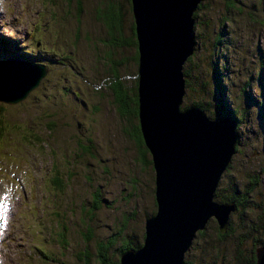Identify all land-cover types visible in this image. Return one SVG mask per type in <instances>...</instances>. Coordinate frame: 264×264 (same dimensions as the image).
<instances>
[{
  "label": "rangeland",
  "instance_id": "obj_1",
  "mask_svg": "<svg viewBox=\"0 0 264 264\" xmlns=\"http://www.w3.org/2000/svg\"><path fill=\"white\" fill-rule=\"evenodd\" d=\"M0 9V61L24 58L47 67L21 101H0V119L18 124L24 138L15 129L8 135L12 151L0 154V264H86V257L95 264L97 241L112 235L108 251L119 258L125 240L142 242L144 220L156 210L151 154L142 155L132 135L138 116L120 111L111 86L115 67L128 96L136 93V42L109 41L112 33L135 40L132 2L3 0ZM110 9L121 15L120 34L105 26ZM193 38L180 107L198 101L207 116L219 118L212 111L223 90L238 122L236 150L217 188L244 191L252 173L259 181L231 213L223 235L209 218L185 252V264H254L255 247L264 244V120L258 112L264 104V0H202ZM8 65L0 64L1 83L25 88L26 82L18 89V79H6ZM96 188L100 203L93 208Z\"/></svg>",
  "mask_w": 264,
  "mask_h": 264
},
{
  "label": "water",
  "instance_id": "obj_2",
  "mask_svg": "<svg viewBox=\"0 0 264 264\" xmlns=\"http://www.w3.org/2000/svg\"><path fill=\"white\" fill-rule=\"evenodd\" d=\"M201 1L131 0L138 49L137 116L154 168L156 210L144 220L142 242L120 252V264H185V252L209 218L224 233L238 209L235 200L213 198L236 150V116L225 112L211 118L199 105L180 107L182 67L194 49L193 14ZM3 62H24L35 71L34 81L1 100L8 104L26 97L47 72L44 64L24 58ZM255 256V264H264V245L255 247Z\"/></svg>",
  "mask_w": 264,
  "mask_h": 264
},
{
  "label": "trees",
  "instance_id": "obj_3",
  "mask_svg": "<svg viewBox=\"0 0 264 264\" xmlns=\"http://www.w3.org/2000/svg\"><path fill=\"white\" fill-rule=\"evenodd\" d=\"M195 14V12H194ZM193 14V15H194ZM121 15L118 11L115 10H108L107 13L103 14V21L105 23V26H107L111 33L113 32V30H118L119 34L121 33ZM134 27V24H133ZM133 33L135 34V40H133L132 38L130 39H126V38H116L113 33L109 39V41L111 43H128L129 40L131 42H136L137 44V38H136V33H135V29H133ZM137 46V45H136ZM189 57V56H188ZM137 60H138V56H137ZM113 67V65L111 66V68ZM114 70L112 71L113 76H112V81H111V86L113 88V92H114V96L116 101L119 102V109L122 113H133V114H137V88H136V93L134 95V97H132V99L128 96V94L126 93L125 89L122 86V82L120 80V76L117 75V70L115 69V67H113ZM185 72H187V70H185ZM259 80L261 81V74L259 73L258 76ZM6 80V79H4ZM3 80V81H4ZM187 82V81H186ZM217 82V86L220 88V90L222 89V85H221V81H220V77L218 75V79L216 80ZM249 82V79L246 80V83ZM2 85H6L4 83H1ZM188 84V82H187ZM221 95L223 94V90H221V94H220V101H218L216 108L212 111L213 114H219V115H223V113L228 112L231 115H235V111L234 110H229L227 109L226 105L224 104V101H222V97ZM6 95H2L0 94V101L3 100V98ZM131 99L133 101V106H129L128 104V99ZM192 104H196V105H202L200 102L198 101H192ZM258 112L260 115H262V119L264 120V104L260 103V105L258 106ZM237 118V117H236ZM8 122L0 119V154L1 157L2 155H6V153H4L5 150L7 151H12L11 149V140L9 139L10 133L12 131H16L20 134H22V132L20 131V127L18 124H16L15 122H12V120L10 118L7 119ZM16 129V130H15ZM27 133H23V135H25ZM132 135L135 137V139L137 140L138 144L141 145L140 151L142 155H145L146 151L148 150V148L146 147L141 132H140V128H139V124H135L133 126V130H132ZM23 138V136H21ZM24 139V138H23ZM149 151V150H148ZM152 161V160H151ZM53 183L56 185V187L61 186V181L60 178L56 177L55 179H52ZM259 181V176L257 173H252L249 176V185L248 187L244 190V191H240L239 189H237L236 187L233 188V190L229 193H225L222 189L223 187L220 186L219 188L216 187L214 195H216L218 198L221 199V201H229V200H235L239 205H242L247 202L246 198H247V193L249 192V189L251 187H254ZM218 185V184H217ZM94 194V198H93V204L92 207H98L99 203H100V190L99 188H96L93 192ZM219 231V230H218ZM203 230H199L197 233H202ZM219 233L221 235H223L224 233H221L219 231ZM218 233V234H219ZM219 234V235H220ZM89 235V233H88ZM114 242V235L108 237L107 239H101L98 240L96 243V256H95V264H120L119 263V258H112L111 255L109 254L108 251V247ZM264 245V244H263ZM133 246L129 240H125L120 249L121 251L125 248L131 247ZM136 246V245H135ZM87 256V253H86ZM254 257L256 260V256H255V250H254ZM86 264H89L88 262V258L86 257L85 260ZM255 264V262H254Z\"/></svg>",
  "mask_w": 264,
  "mask_h": 264
},
{
  "label": "bare ground",
  "instance_id": "obj_4",
  "mask_svg": "<svg viewBox=\"0 0 264 264\" xmlns=\"http://www.w3.org/2000/svg\"><path fill=\"white\" fill-rule=\"evenodd\" d=\"M9 63L8 65V68L9 70H11L12 74L11 75H8L6 76V79H9V80H17L18 79V84H17V88L20 89L21 88V84L23 86V84H25V82L27 83V85L30 84V82L34 79V75L31 73L29 67L27 66V68H24V69H20V66L19 64L15 63V62H3V61H0V64H7ZM25 64L24 62L20 65H23ZM17 68L20 70L18 75H16V71H17ZM4 69L1 68L0 66V73L3 71ZM21 74V75H19ZM24 79V80H23ZM26 85V86H27ZM16 90L13 85H2L1 84V75H0V94L2 95H6L10 97L11 93H9L10 91L12 90ZM12 98V97H11ZM238 129V128H237ZM208 222V221H207ZM207 225V223H206ZM8 228V227H7ZM6 228V229H7ZM1 231V230H0ZM5 235V234H4ZM3 237V236H2ZM3 239V238H2Z\"/></svg>",
  "mask_w": 264,
  "mask_h": 264
},
{
  "label": "clouds",
  "instance_id": "obj_5",
  "mask_svg": "<svg viewBox=\"0 0 264 264\" xmlns=\"http://www.w3.org/2000/svg\"><path fill=\"white\" fill-rule=\"evenodd\" d=\"M2 2H3V0H0V4H2ZM0 10H2V9H0Z\"/></svg>",
  "mask_w": 264,
  "mask_h": 264
}]
</instances>
